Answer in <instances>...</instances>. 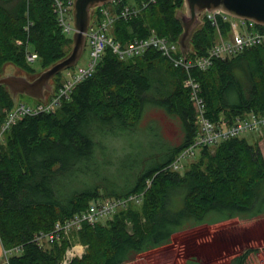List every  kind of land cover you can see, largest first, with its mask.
Wrapping results in <instances>:
<instances>
[{"label":"trees","instance_id":"obj_1","mask_svg":"<svg viewBox=\"0 0 264 264\" xmlns=\"http://www.w3.org/2000/svg\"><path fill=\"white\" fill-rule=\"evenodd\" d=\"M147 1L117 0L115 11ZM184 5L185 0H155L138 16L117 19L112 35L126 45L154 30L178 42L184 27L177 14ZM93 19L102 20L100 8ZM219 25L228 36L229 23L220 18ZM17 39L29 40L43 70L67 58L74 44L58 23L53 0H0V78L6 65L36 75ZM216 40V27L205 19L192 36L189 56L207 55ZM191 75L200 84L211 121L232 124L249 113L264 115V46L215 59L210 69H194ZM187 76L158 50L122 60L107 48L94 75L56 112L25 117L6 131L0 145V238L5 250L21 249L8 264H61L69 240L44 249L36 236L100 199L139 195L142 203L119 210L105 224L85 223L78 235L85 254L71 264H126L169 245L182 231L264 215V131L258 142L234 138L203 149L183 173L170 169L198 132L183 86ZM62 81V73L53 79V93ZM15 104L10 90L0 86V129ZM150 105L180 118L186 133L180 146L159 138L149 150L129 147L128 137ZM114 140L125 141L120 152ZM253 251L229 264H246Z\"/></svg>","mask_w":264,"mask_h":264},{"label":"built area","instance_id":"obj_2","mask_svg":"<svg viewBox=\"0 0 264 264\" xmlns=\"http://www.w3.org/2000/svg\"><path fill=\"white\" fill-rule=\"evenodd\" d=\"M76 0H53V8L57 15L58 22L66 35L76 32L74 26V9ZM155 0H148L143 3V8ZM141 8L126 7L120 15H113L109 10L102 9L104 19L92 25L87 33V38L91 49V60L87 66H78L68 69L64 74V81L56 94L39 104L27 105L17 103L13 110L8 112L6 121L0 129V141L3 140L8 131L18 120L24 117L38 116L42 114H52L61 107L63 102L70 99L73 90L90 79L95 71L98 62L103 57L107 48L112 49L120 59H127L144 55L151 49L158 50L165 56L175 68H183L188 76L183 81V86L189 90L190 100L193 104L198 124V133L192 145L180 153L177 159L170 165L173 171L180 172L185 169L186 164L194 160L203 149L219 145L224 141L234 138H241L248 134H259L264 131V115L250 113L237 119L232 124L224 122L215 123L207 117V105L201 96L199 82L191 75V71L198 69L207 71L213 65L215 59H228L235 57L246 50L257 46H264V26L258 25L254 21L234 18L228 14L218 12H206L204 17L211 22L218 31V40L209 50L208 54L202 57L186 59L181 54L179 45L167 38L159 37L155 32L141 40H135L126 45L116 42L110 32L113 23L118 18L131 19L140 13ZM230 23L231 31L228 38L222 34L219 19ZM29 32V26L26 27ZM18 45L26 46V58L29 63H35L39 56L29 49V41H17ZM141 196H131L121 199H104L92 202L87 211L75 215L66 221H59L49 233H41L36 236L35 241L39 246L54 244L62 239H72L74 234L79 232L85 223L96 225L99 222L111 219L118 210L126 208L131 203L139 205ZM20 248L5 252L6 255L19 253ZM85 247L81 245L73 246L67 251L61 264H71L75 258L82 257Z\"/></svg>","mask_w":264,"mask_h":264},{"label":"rangeland","instance_id":"obj_3","mask_svg":"<svg viewBox=\"0 0 264 264\" xmlns=\"http://www.w3.org/2000/svg\"><path fill=\"white\" fill-rule=\"evenodd\" d=\"M105 7L114 11L116 3H108ZM181 11H186L185 5ZM200 25L201 22L197 29ZM74 35L70 36L72 40ZM19 40L24 41L17 39L15 43L17 44ZM90 50V44L88 43L78 66H87L91 60ZM30 66L37 71L36 75L32 76L12 65H6L2 77L23 76L33 81L49 69L43 70L40 61L31 63ZM51 85H54L53 80ZM16 98V101L27 105H34L37 102L34 98L24 94H20ZM154 107V105L148 107L138 128L128 137V145L134 151L151 149L154 140L159 138H163L171 146H180L183 143L186 133L180 118L170 116L165 110ZM260 136V134H252L247 138L253 143L254 141L258 142L261 139ZM112 142L118 152L121 151L123 143H125L122 140ZM262 147H264V144H262ZM130 161H135V159L132 157ZM193 162L191 161L190 164ZM180 199L181 196L178 200ZM209 218L212 219L213 217L210 216ZM260 232L264 233V215L250 221L234 219L217 225H202L177 233L169 245L141 254L133 260L134 262L131 261L126 264H186L189 260H197L203 264H229L233 257L247 250H254L250 254L251 258L248 264H264V237L262 240V236L258 235ZM209 243H213L215 246ZM76 245H79V243ZM223 247L226 248V251H221Z\"/></svg>","mask_w":264,"mask_h":264},{"label":"water","instance_id":"obj_4","mask_svg":"<svg viewBox=\"0 0 264 264\" xmlns=\"http://www.w3.org/2000/svg\"><path fill=\"white\" fill-rule=\"evenodd\" d=\"M113 1L115 0H77L75 5L77 32L73 38L74 46L71 54L33 81L23 76L11 75L0 78V86H6L14 97L24 94L35 99H44L45 92H51L53 89L52 79L64 70L74 67L83 56L92 9ZM185 6L186 11H179L177 14L184 27V33L179 40L184 53L190 50L192 36L200 24L199 16L204 11L222 10L221 13L226 12L234 17L264 25V0H185ZM183 56L186 59V55Z\"/></svg>","mask_w":264,"mask_h":264},{"label":"crops","instance_id":"obj_5","mask_svg":"<svg viewBox=\"0 0 264 264\" xmlns=\"http://www.w3.org/2000/svg\"><path fill=\"white\" fill-rule=\"evenodd\" d=\"M258 235H261L262 236V240H263V237H264V233L263 232H260V233H258ZM256 237V236H255ZM212 242H213V240H212ZM209 244H213V243H209ZM214 245V244H213ZM215 246V245H214ZM221 251H226V248L225 247H223V248H221ZM239 255V254H238ZM251 256V255H250ZM249 256V258H248V260H247V262H246V264H248L249 263V260H250V257ZM234 258V257H233ZM194 261H197V260H194ZM134 262V261H133ZM197 262H199V261H197ZM201 263V262H200ZM0 264H8V261H7V259L5 258V251H4V246H3V244H2V242H1V238H0ZM203 264V263H202Z\"/></svg>","mask_w":264,"mask_h":264}]
</instances>
